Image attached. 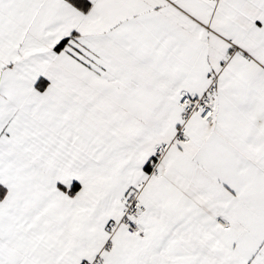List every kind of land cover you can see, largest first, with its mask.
I'll list each match as a JSON object with an SVG mask.
<instances>
[{"label":"snow or ice","instance_id":"snow-or-ice-1","mask_svg":"<svg viewBox=\"0 0 264 264\" xmlns=\"http://www.w3.org/2000/svg\"><path fill=\"white\" fill-rule=\"evenodd\" d=\"M0 264H264V0H0Z\"/></svg>","mask_w":264,"mask_h":264}]
</instances>
